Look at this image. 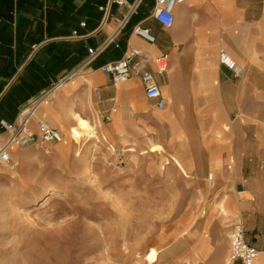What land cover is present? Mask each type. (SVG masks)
Segmentation results:
<instances>
[{
  "label": "crops",
  "instance_id": "0c3cea01",
  "mask_svg": "<svg viewBox=\"0 0 264 264\" xmlns=\"http://www.w3.org/2000/svg\"><path fill=\"white\" fill-rule=\"evenodd\" d=\"M126 1L133 13L107 0H0V121L16 126L38 96L31 131L38 115L54 124L81 110L107 121L116 114L117 127L146 119L165 147L186 146L181 158L197 161L203 191L218 199V216L207 217L205 262L227 264V232L237 221L258 252L254 264H264V0L176 3L170 27L154 19L155 0ZM135 27L153 42L135 35ZM88 49L96 53L91 60ZM131 50L139 54L128 79L114 83L102 67ZM221 51L242 67L241 76L219 63ZM146 72L160 91L161 110L145 96ZM2 130L0 142L8 135ZM105 130L113 135L114 124Z\"/></svg>",
  "mask_w": 264,
  "mask_h": 264
},
{
  "label": "rangeland",
  "instance_id": "374dc122",
  "mask_svg": "<svg viewBox=\"0 0 264 264\" xmlns=\"http://www.w3.org/2000/svg\"><path fill=\"white\" fill-rule=\"evenodd\" d=\"M76 115L97 131L113 123L114 142L98 135L77 152L73 115L53 121L59 128L38 115L61 142L12 145L10 162L0 164V264H146L151 249L156 264H217L205 262L202 242L218 199L203 191L197 161L181 158L186 146L165 147L146 119L117 127L116 114ZM153 145L163 152L149 153Z\"/></svg>",
  "mask_w": 264,
  "mask_h": 264
},
{
  "label": "built area",
  "instance_id": "2783aa9c",
  "mask_svg": "<svg viewBox=\"0 0 264 264\" xmlns=\"http://www.w3.org/2000/svg\"><path fill=\"white\" fill-rule=\"evenodd\" d=\"M184 1L187 0H155L153 12L154 19L162 26L170 27L173 20V6L176 3ZM107 2L109 5L128 7L131 13L135 11V6L129 5L126 0H107ZM133 33L144 38L148 42H153V38L149 35L148 31L143 30L140 27H135ZM88 53L89 60L93 59L96 55V53L90 49H88ZM138 54V51L131 50L128 58L103 66L102 72L105 75H108L114 83L124 82L130 75V62ZM155 63L158 67V71H163L164 67L162 61L157 59ZM219 63L230 71L235 78H238L243 73L242 67L224 51H221L219 54ZM141 78L146 98L153 102L155 109H163V103L160 99L161 94L153 81V76L146 72L142 74ZM37 107L38 105L34 104L32 107L21 111L17 116L16 126L7 125L4 122L1 123L0 127L9 134V137L7 138V141L0 142V164H8L10 162L8 149L12 145L18 143L21 145L24 143L34 144L35 142L44 145L61 142L59 131L50 127L43 121L37 122L36 131L30 130L29 123L35 117ZM207 181L212 185L211 174H207ZM257 256V250L251 247L245 240V230L243 226L239 222L233 221L228 263L233 264L235 262H240V264H254Z\"/></svg>",
  "mask_w": 264,
  "mask_h": 264
},
{
  "label": "bare ground",
  "instance_id": "6f19581e",
  "mask_svg": "<svg viewBox=\"0 0 264 264\" xmlns=\"http://www.w3.org/2000/svg\"><path fill=\"white\" fill-rule=\"evenodd\" d=\"M74 118L76 120V125L70 129L69 137L71 138L72 144L76 146L77 152H80V149L83 148V146L81 145L82 144L81 142L92 143L96 141V143H98V137H97L98 135H100V137L102 138V142L106 143V145L108 146H111V144L114 142L115 140L114 132L112 133L113 135H111L108 131L105 130V128L103 129L100 128L99 130L100 132H99L96 129H94L92 126H90L86 120L80 118L78 115L74 114ZM30 145H33V144L24 143L23 145H21V147H27ZM148 152L152 154L153 153L161 154L163 152V149L160 146L153 145L150 147ZM174 163L181 171H183L181 165L179 164L177 160H174ZM211 181H212V174H211ZM37 199H40V197H38ZM220 208H221V213L225 215L226 213L224 212V208L223 207H220ZM145 261H146V264H156L157 263V254L154 249H151L148 252L145 258Z\"/></svg>",
  "mask_w": 264,
  "mask_h": 264
}]
</instances>
